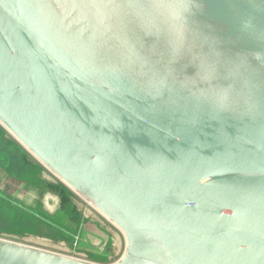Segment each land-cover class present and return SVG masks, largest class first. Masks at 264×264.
I'll return each mask as SVG.
<instances>
[{"label": "water", "instance_id": "1", "mask_svg": "<svg viewBox=\"0 0 264 264\" xmlns=\"http://www.w3.org/2000/svg\"><path fill=\"white\" fill-rule=\"evenodd\" d=\"M0 121L123 229L116 264H264V0H0Z\"/></svg>", "mask_w": 264, "mask_h": 264}, {"label": "rangeland", "instance_id": "2", "mask_svg": "<svg viewBox=\"0 0 264 264\" xmlns=\"http://www.w3.org/2000/svg\"><path fill=\"white\" fill-rule=\"evenodd\" d=\"M2 125L0 238L91 264L122 260L128 246L123 229ZM91 222L101 231L87 241L84 227Z\"/></svg>", "mask_w": 264, "mask_h": 264}, {"label": "crops", "instance_id": "3", "mask_svg": "<svg viewBox=\"0 0 264 264\" xmlns=\"http://www.w3.org/2000/svg\"><path fill=\"white\" fill-rule=\"evenodd\" d=\"M0 124L2 125V123L0 122ZM3 126V125H2ZM5 127V126H4ZM0 134H2L1 133V131H0ZM22 146V145H21ZM85 229V230H84ZM84 234H83V236H84V239H86L87 241H90V240H92L91 239V237L94 235V234H99V231H101L100 230V228L99 227H97L96 226V224H94V223H89V224H87V226H86V228L84 227ZM95 230L97 231V233L95 232Z\"/></svg>", "mask_w": 264, "mask_h": 264}, {"label": "built area", "instance_id": "4", "mask_svg": "<svg viewBox=\"0 0 264 264\" xmlns=\"http://www.w3.org/2000/svg\"><path fill=\"white\" fill-rule=\"evenodd\" d=\"M80 193H82L83 195H85L87 198H89L91 201H93L89 196H87L86 194H84L82 191L78 190ZM98 208V207H97Z\"/></svg>", "mask_w": 264, "mask_h": 264}, {"label": "trees", "instance_id": "5", "mask_svg": "<svg viewBox=\"0 0 264 264\" xmlns=\"http://www.w3.org/2000/svg\"><path fill=\"white\" fill-rule=\"evenodd\" d=\"M26 153H27V151H26V150H24V151H23V154H24V155H26Z\"/></svg>", "mask_w": 264, "mask_h": 264}]
</instances>
